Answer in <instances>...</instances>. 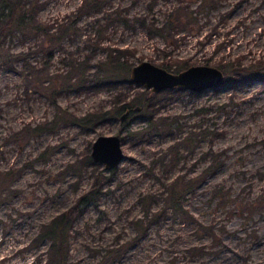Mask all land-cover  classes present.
Returning a JSON list of instances; mask_svg holds the SVG:
<instances>
[{
    "label": "rangeland",
    "instance_id": "374dc122",
    "mask_svg": "<svg viewBox=\"0 0 264 264\" xmlns=\"http://www.w3.org/2000/svg\"><path fill=\"white\" fill-rule=\"evenodd\" d=\"M81 2L38 0L36 16L48 23L73 19ZM177 5L191 15L188 29L172 42L150 36L134 20L160 26ZM113 9L133 25L114 21L98 37L104 12ZM34 41L13 37L0 52V264H56L51 241L41 234L62 213L71 223L61 264H264V210H240L264 193L263 79L226 75L229 83L220 90L164 89L156 94L149 127L140 111L93 126L73 122V116L109 110L112 92H70L52 103L32 78L35 70L43 78L64 74L62 55L90 52L92 76L107 53L101 45L129 50L132 66L169 63L173 72L183 61L217 68L264 64V0H113L103 12L79 16L49 62ZM118 86L127 99L138 91L155 94L129 75ZM115 134L122 140L120 164L106 170L91 163L93 141ZM212 153L222 164L200 181ZM179 177L191 190L183 193V212H173L163 207L167 188ZM98 179L104 192L97 204L76 207ZM218 186L229 191L226 205L211 197Z\"/></svg>",
    "mask_w": 264,
    "mask_h": 264
},
{
    "label": "trees",
    "instance_id": "16d2710c",
    "mask_svg": "<svg viewBox=\"0 0 264 264\" xmlns=\"http://www.w3.org/2000/svg\"><path fill=\"white\" fill-rule=\"evenodd\" d=\"M112 5L113 0H82L77 11L73 13L75 18L56 21V23H48L41 21L36 16L39 7L38 0H0V52L4 50L6 41L13 37H18V39L23 42L32 38L35 39L34 44L38 47L37 49L42 51L41 55L43 59L49 62L53 57L55 48L59 47L61 43L66 40V37H70L76 30L77 18L79 16L103 12L105 8H111ZM179 6L181 5L175 6L165 15V21L160 26L155 25L153 21L146 25L145 18H134V20L139 21L150 36H160L163 37L165 41L172 42L176 34L188 29L187 21L190 20L191 15L190 13L182 12ZM185 8L188 9L187 6H185ZM104 14L106 23H100L99 28L95 31L98 37H101L106 31L107 28L105 26L112 24L114 21L120 22L125 26L133 25L130 22L131 19L119 13L117 9L106 11ZM95 21L99 23V20ZM95 45L97 47L100 46L99 42H96ZM100 48L106 50L107 53L105 57L97 60L94 65L96 70L93 72L92 76H88L87 71L91 66L90 60L93 52L87 53L83 57L76 58L64 54L59 59L67 68L64 74L55 73L43 78L39 74L36 75V70L32 72L36 90L50 97L52 103H55L60 95L66 93H81L105 87L112 92L111 108L109 110L92 111L80 117L73 116V122L86 126H93L97 122L108 117L115 118L118 116L120 118L124 112L130 115L132 112L140 111L146 124L152 127L155 105L157 103V93L150 95L151 93L149 92L142 93L138 91L133 98L127 99L129 96L128 93L122 92L121 88L118 86L119 83L124 85L125 79L128 78L130 68L133 64L128 61L127 56L132 53L127 49L109 48L103 45H101ZM2 62L4 63L3 60ZM228 65L229 64H219V69L225 76H248L250 78L263 79L264 82V64L261 62L250 64L249 68L245 66L240 67L238 65L239 67L231 66L230 69ZM161 66L168 71L173 69L172 65L169 63H164ZM189 66L192 65L187 61H183L179 68L174 69V72L182 71ZM176 90H179V88H176ZM50 122L56 125L55 119ZM88 159L90 162L92 161L90 157ZM221 164L220 154L212 153V163L207 165L198 179L203 181L207 175L214 173ZM6 173L12 175L9 171ZM262 178L264 180V174H262ZM186 182L189 183L184 177H179L170 184L171 186L167 188L168 194L163 208L173 212H183V193L191 190V185H188ZM103 192L100 179H98L89 190L82 193L77 198L76 207L87 206L89 204L96 205ZM228 196L229 191L224 190L223 192L222 187L218 186V188L213 190L211 197L214 200L217 199L218 204L226 205L229 200ZM240 210L241 212H247L249 215L264 210V193L248 201ZM143 213L144 217L142 219H148V210ZM184 213L186 214V212ZM68 217L67 213H62L42 227L41 237L50 239V253H52L56 259V264H61V261L65 257V234L68 232L71 223ZM140 219L141 218L138 220ZM138 220L137 222H139ZM203 249V247L195 248L199 253H203Z\"/></svg>",
    "mask_w": 264,
    "mask_h": 264
},
{
    "label": "water",
    "instance_id": "95a60500",
    "mask_svg": "<svg viewBox=\"0 0 264 264\" xmlns=\"http://www.w3.org/2000/svg\"><path fill=\"white\" fill-rule=\"evenodd\" d=\"M224 76L219 68L207 65H193L179 72H171L148 61L132 66L129 71V80L132 83L142 85L155 93L171 88L195 93L209 89L220 90L229 83ZM127 115L124 112L120 119L124 120ZM121 141L118 134L98 136L91 146L92 161L103 165L106 170L117 167L124 159Z\"/></svg>",
    "mask_w": 264,
    "mask_h": 264
}]
</instances>
